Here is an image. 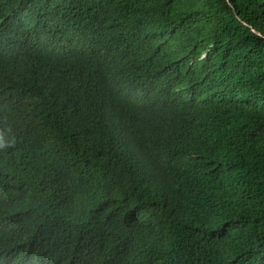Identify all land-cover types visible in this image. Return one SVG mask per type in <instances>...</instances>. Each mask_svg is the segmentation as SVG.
<instances>
[{
  "label": "trees",
  "instance_id": "trees-1",
  "mask_svg": "<svg viewBox=\"0 0 264 264\" xmlns=\"http://www.w3.org/2000/svg\"><path fill=\"white\" fill-rule=\"evenodd\" d=\"M0 264H264V0H0Z\"/></svg>",
  "mask_w": 264,
  "mask_h": 264
},
{
  "label": "clouds",
  "instance_id": "clouds-1",
  "mask_svg": "<svg viewBox=\"0 0 264 264\" xmlns=\"http://www.w3.org/2000/svg\"><path fill=\"white\" fill-rule=\"evenodd\" d=\"M14 141H12L11 143H6L4 141V138L2 135H0V149L6 148V147H11L14 146Z\"/></svg>",
  "mask_w": 264,
  "mask_h": 264
}]
</instances>
